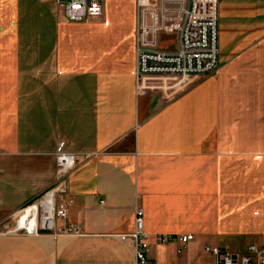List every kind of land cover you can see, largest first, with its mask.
<instances>
[{
	"label": "crops",
	"instance_id": "obj_1",
	"mask_svg": "<svg viewBox=\"0 0 264 264\" xmlns=\"http://www.w3.org/2000/svg\"><path fill=\"white\" fill-rule=\"evenodd\" d=\"M134 7L131 41L105 56L83 39L97 18L66 22L55 0H0V228L56 186L64 152L78 160L66 223L81 230L14 233L34 231L30 206L0 230V264H135L122 237L137 208L149 264L264 245V0H218V66L185 89L136 83ZM162 46L173 50V37ZM162 234L193 240L164 245Z\"/></svg>",
	"mask_w": 264,
	"mask_h": 264
},
{
	"label": "built area",
	"instance_id": "obj_2",
	"mask_svg": "<svg viewBox=\"0 0 264 264\" xmlns=\"http://www.w3.org/2000/svg\"><path fill=\"white\" fill-rule=\"evenodd\" d=\"M55 1L64 20L69 23H82L101 17L105 3V0ZM135 4V79L138 86L148 78H166L176 81L181 89H185L216 70L218 0H135ZM164 34L173 37L174 50L170 51L161 46L160 37ZM77 162L73 154H56V186L46 191L36 204L41 221L45 214L42 203L48 195L53 196L52 225L48 228L39 226L40 229L32 232L14 229V233L25 232L32 235L49 232L53 236H76L81 233L80 228L66 223L71 202L66 199L65 177L76 168ZM56 218L63 223L59 229L54 224ZM122 238L131 241L135 264H149L148 234L144 230L141 209L135 210L133 232ZM156 240L164 245L175 240L186 244L193 240V236L187 234L175 237L162 234L156 236ZM204 253L212 257L208 264H264V245L250 244L245 252L238 254H230L215 246H205Z\"/></svg>",
	"mask_w": 264,
	"mask_h": 264
},
{
	"label": "rangeland",
	"instance_id": "obj_3",
	"mask_svg": "<svg viewBox=\"0 0 264 264\" xmlns=\"http://www.w3.org/2000/svg\"><path fill=\"white\" fill-rule=\"evenodd\" d=\"M135 0H107L105 2V13L101 17L97 18L96 21L91 23L92 29L87 32L86 36L83 38L89 42L90 45L96 46L99 50H104L105 56H118L121 54V49L118 47H114V45L119 44L122 41H131L129 37V33H132L133 24L135 23L134 19V3ZM128 35V36H127ZM132 37V36H131ZM172 40L171 35H161L160 42L162 44L167 45L169 41ZM118 46V45H117ZM163 47V46H162ZM175 49V48H174ZM173 49V50H174ZM169 50V49H168ZM172 51V50H170ZM53 199V196L51 197ZM40 201V198L36 201L32 202L34 206ZM35 203V204H34ZM29 204V205H31ZM25 206L28 208V206ZM31 205V206H33ZM30 207V206H29ZM20 209L13 217H11L6 224H2V228L0 230H10L15 225V220L17 215L24 209ZM38 208V207H37ZM40 215V214H39ZM40 217V216H39ZM54 224L59 229L63 226V223L59 221L58 218L54 220ZM36 227H30L31 229H40V220L37 215V223ZM62 224V225H61ZM29 228V229H30ZM28 230V229H26ZM43 233V232H39ZM47 233V232H46ZM49 233V232H48ZM24 235H28L25 232L21 233ZM51 234V233H49ZM52 235V234H51Z\"/></svg>",
	"mask_w": 264,
	"mask_h": 264
},
{
	"label": "bare ground",
	"instance_id": "obj_4",
	"mask_svg": "<svg viewBox=\"0 0 264 264\" xmlns=\"http://www.w3.org/2000/svg\"><path fill=\"white\" fill-rule=\"evenodd\" d=\"M51 195H48L46 200L42 203L43 209L45 211V214L41 218L40 226L41 227H50L53 223V212H52V198Z\"/></svg>",
	"mask_w": 264,
	"mask_h": 264
},
{
	"label": "trees",
	"instance_id": "obj_5",
	"mask_svg": "<svg viewBox=\"0 0 264 264\" xmlns=\"http://www.w3.org/2000/svg\"><path fill=\"white\" fill-rule=\"evenodd\" d=\"M32 202H30L29 204H31Z\"/></svg>",
	"mask_w": 264,
	"mask_h": 264
}]
</instances>
